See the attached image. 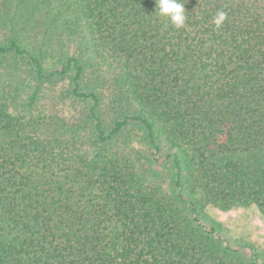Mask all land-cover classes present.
I'll use <instances>...</instances> for the list:
<instances>
[{
	"label": "trees",
	"instance_id": "1",
	"mask_svg": "<svg viewBox=\"0 0 264 264\" xmlns=\"http://www.w3.org/2000/svg\"><path fill=\"white\" fill-rule=\"evenodd\" d=\"M178 2L0 0V264H264V0Z\"/></svg>",
	"mask_w": 264,
	"mask_h": 264
},
{
	"label": "rangeland",
	"instance_id": "2",
	"mask_svg": "<svg viewBox=\"0 0 264 264\" xmlns=\"http://www.w3.org/2000/svg\"><path fill=\"white\" fill-rule=\"evenodd\" d=\"M65 82H60L56 89H46L48 93L61 90ZM211 221L219 224L225 236L238 241H250L264 251V215L256 205L233 207L221 210L208 206ZM232 238V239H233Z\"/></svg>",
	"mask_w": 264,
	"mask_h": 264
},
{
	"label": "clouds",
	"instance_id": "3",
	"mask_svg": "<svg viewBox=\"0 0 264 264\" xmlns=\"http://www.w3.org/2000/svg\"><path fill=\"white\" fill-rule=\"evenodd\" d=\"M156 8L159 9V15L167 17L172 25L179 29L185 26L186 16L184 4L178 0H156ZM225 20V13L218 12L213 17V22L219 28Z\"/></svg>",
	"mask_w": 264,
	"mask_h": 264
}]
</instances>
